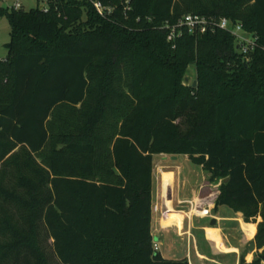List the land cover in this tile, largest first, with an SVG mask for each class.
<instances>
[{
  "label": "trees",
  "instance_id": "trees-1",
  "mask_svg": "<svg viewBox=\"0 0 264 264\" xmlns=\"http://www.w3.org/2000/svg\"><path fill=\"white\" fill-rule=\"evenodd\" d=\"M188 15L240 23L257 48L246 62L221 30L170 41L166 22ZM4 17L0 264H50L49 240L60 264H189L154 249L161 155L221 182L216 208L258 224L264 264V0H59Z\"/></svg>",
  "mask_w": 264,
  "mask_h": 264
},
{
  "label": "crops",
  "instance_id": "crops-1",
  "mask_svg": "<svg viewBox=\"0 0 264 264\" xmlns=\"http://www.w3.org/2000/svg\"><path fill=\"white\" fill-rule=\"evenodd\" d=\"M157 157L171 158L176 164V167L160 166L156 178L154 173L152 235L154 243L159 245V252L163 258L171 260L169 258L175 256L176 260H187L189 264H241L242 260L251 264L262 252L255 244L258 224L247 223L242 212L229 207L216 208L219 187H216L214 194L208 196L204 189L209 181L200 184L198 179L194 180L193 177L198 178L197 172L185 173L180 180V189L183 191L188 186L190 197L187 200H193L200 209H209L210 215H190L184 210L180 211L182 198H179L175 186H178L177 174L182 168L180 164L177 165V160L181 156L161 155ZM183 157L189 159L186 156ZM160 169L174 175V184L171 189L174 192L173 204L176 211L184 214L181 228L176 224L167 225L170 214L179 213H170L174 208L173 205L164 203L166 186L162 189Z\"/></svg>",
  "mask_w": 264,
  "mask_h": 264
},
{
  "label": "rangeland",
  "instance_id": "rangeland-1",
  "mask_svg": "<svg viewBox=\"0 0 264 264\" xmlns=\"http://www.w3.org/2000/svg\"><path fill=\"white\" fill-rule=\"evenodd\" d=\"M20 1L22 3V5L24 6V10L25 11H31V10H36L37 9V2L36 0H0V9H11L14 4ZM10 33H11V28L9 25L8 20L4 17V18H0V62L4 61L7 57H8V49L6 48V44H8L10 42ZM196 75V67L195 66H191L188 71H187V75H186V84L187 85H192V83H194V78ZM164 157H155L154 160V173H155V178L158 174V169L159 167H164V166H168V167H176V164H174V162L171 160V158L168 159H163ZM177 165L179 166V164L181 165V171H178L177 174V179L179 180L178 182V186L176 185V192L179 194V198H182V203L180 204L181 207H179L180 211H186L187 213L189 211H191V205L189 203H185L187 201H193V200H187L190 196H189V190H188V186L185 187V189L182 191V189H180V180L182 179V177H184L185 173L189 172H197L198 178L195 176L193 177L194 180L198 179L200 184H203L206 181H209V183H206V186L204 191H207V195L211 196V194H214L216 192V187L221 185V182H216V183H210V179H211V175L209 173H207L206 171H203V169L199 166H195L191 163V161L189 159H185V157L181 156L178 158L177 160ZM170 175V176H169ZM159 176L162 182V189L165 188V186H169L170 188L172 187V185L174 184V175L171 172H165L164 170L160 169L159 172ZM192 179V180H193ZM174 197V192L171 189V198H172V202H173V197ZM185 199V200H184ZM174 203V202H173ZM173 209L170 211V213H179V214H175V215H171L170 214V219L167 221V225L168 226H174L176 224V226H178L179 228H181L182 225V221L184 218V214L182 212L176 211V208L173 204ZM158 209V208H156ZM42 237H44L42 235ZM53 241L49 240L47 242H43V247L47 253L48 259L50 264H60L57 256L54 253V249H53ZM171 260H176L177 258L175 256H171V258H169Z\"/></svg>",
  "mask_w": 264,
  "mask_h": 264
},
{
  "label": "built area",
  "instance_id": "built-area-1",
  "mask_svg": "<svg viewBox=\"0 0 264 264\" xmlns=\"http://www.w3.org/2000/svg\"><path fill=\"white\" fill-rule=\"evenodd\" d=\"M58 1L59 0H36L38 5L37 10L48 13L52 6L56 5ZM94 7L98 14L103 17L110 15L112 12L111 8L105 7L99 1L94 3ZM11 9L15 11H25L24 6L20 1H17ZM164 29L168 31V39L172 42H175L178 38H181L185 32L195 36H202L207 33H215L217 30L225 31L235 37L238 48L244 56L246 62L249 60L248 55L257 48V37L246 32L242 24H235L225 18L216 20L198 15H188L180 19L175 24L166 22ZM185 203H189L191 205L192 209L188 212L190 215H210L209 209H200L194 201H187ZM154 249L155 251H159V245L157 243H154Z\"/></svg>",
  "mask_w": 264,
  "mask_h": 264
},
{
  "label": "bare ground",
  "instance_id": "bare-ground-1",
  "mask_svg": "<svg viewBox=\"0 0 264 264\" xmlns=\"http://www.w3.org/2000/svg\"><path fill=\"white\" fill-rule=\"evenodd\" d=\"M163 200H164V203L166 205H173L172 198H171V188H170V185L169 186L166 185Z\"/></svg>",
  "mask_w": 264,
  "mask_h": 264
},
{
  "label": "water",
  "instance_id": "water-1",
  "mask_svg": "<svg viewBox=\"0 0 264 264\" xmlns=\"http://www.w3.org/2000/svg\"><path fill=\"white\" fill-rule=\"evenodd\" d=\"M197 86V82L196 81H194V83H193V87H196ZM229 181V179H226L225 180V182L227 183Z\"/></svg>",
  "mask_w": 264,
  "mask_h": 264
}]
</instances>
